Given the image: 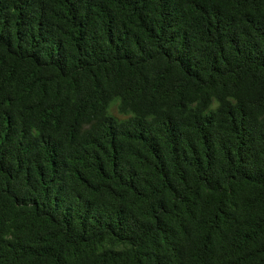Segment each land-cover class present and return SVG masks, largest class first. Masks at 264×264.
Returning <instances> with one entry per match:
<instances>
[{"label": "trees", "instance_id": "trees-1", "mask_svg": "<svg viewBox=\"0 0 264 264\" xmlns=\"http://www.w3.org/2000/svg\"><path fill=\"white\" fill-rule=\"evenodd\" d=\"M0 264H264V0H0Z\"/></svg>", "mask_w": 264, "mask_h": 264}, {"label": "rangeland", "instance_id": "rangeland-1", "mask_svg": "<svg viewBox=\"0 0 264 264\" xmlns=\"http://www.w3.org/2000/svg\"><path fill=\"white\" fill-rule=\"evenodd\" d=\"M110 113L113 115L116 119L122 120L124 117L120 115L117 111L116 104H113L110 108Z\"/></svg>", "mask_w": 264, "mask_h": 264}]
</instances>
